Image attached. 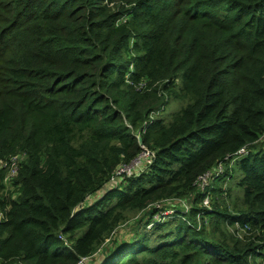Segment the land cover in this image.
Segmentation results:
<instances>
[{
    "label": "trees",
    "instance_id": "trees-1",
    "mask_svg": "<svg viewBox=\"0 0 264 264\" xmlns=\"http://www.w3.org/2000/svg\"><path fill=\"white\" fill-rule=\"evenodd\" d=\"M137 132L152 164L106 188ZM263 136L264 0H0V160L25 154L0 168V264H78L138 213L98 264H264ZM233 160L240 198L198 190ZM170 199L189 210L156 218Z\"/></svg>",
    "mask_w": 264,
    "mask_h": 264
},
{
    "label": "rangeland",
    "instance_id": "rangeland-1",
    "mask_svg": "<svg viewBox=\"0 0 264 264\" xmlns=\"http://www.w3.org/2000/svg\"><path fill=\"white\" fill-rule=\"evenodd\" d=\"M167 96L168 95L165 92L164 93V99L161 103V109L159 111L155 112L154 116L155 117H162V118H165L167 121H169L172 119L173 114L178 112L186 104V100L175 99L172 97V99H169L168 103L164 104V102L167 100L166 99ZM263 146H264V136H263V139H261V141H260L259 148L263 147ZM247 152L248 151L246 149V152L244 154H239L237 156L245 155ZM150 165L146 166L142 171L147 169V167H149ZM136 174H138V173H136ZM136 174H134V175H136ZM224 174H226L224 181H222V182L221 181L215 182L216 180L214 181L215 177H218L217 175H224ZM134 175H132V176H134ZM240 175H241V172L239 171L238 167L235 165V161L233 160L228 165H225V164L223 165V172H217V173H214L210 176V177H212L210 184L214 185V183H215L216 186H222L223 188H226V189H228L230 187L229 193H230L231 197L224 198L225 203L232 202L233 200L240 198V196L242 195L241 190L236 185L237 181L239 180ZM202 182H209V178L206 177L205 180H203ZM100 194H102V191L100 192ZM95 197L96 196L90 197L89 199L86 200V203L93 201L95 199ZM213 198L217 200V197L213 196ZM174 204L178 205V206H176V209H182L183 208L177 199H170V200H167L164 202L162 201V202L156 204L157 207L161 205V212L156 215V218L160 215H163V212L168 211ZM188 204H189V202H188ZM231 210H233V205L231 207ZM139 216H141V213L132 214L131 219H129V221H128L129 223L125 222V223L121 224L119 226L118 230L105 242V244L101 248V250L98 253H96L90 259L88 264H98L100 261H102L104 256L102 257L101 255L103 254V252H106L107 250L113 248L114 247L113 243H115V241L121 242L123 240L130 239V237L132 235L131 233L133 231V230L130 231V228L131 227L134 228L135 221L138 219ZM130 222L132 224L131 227H130V225H128V224H130ZM100 257H102L101 260H100ZM104 258H106V256Z\"/></svg>",
    "mask_w": 264,
    "mask_h": 264
},
{
    "label": "built area",
    "instance_id": "built-area-1",
    "mask_svg": "<svg viewBox=\"0 0 264 264\" xmlns=\"http://www.w3.org/2000/svg\"><path fill=\"white\" fill-rule=\"evenodd\" d=\"M137 138L140 140L139 132H137ZM140 145H141L140 153L130 163H122L114 170V172L112 173L110 177V180L106 184L107 188L118 186L123 179L141 172L146 166L150 165L153 162L155 152L151 150L148 146L144 145L143 143H141ZM246 149L247 148L245 147L241 148L237 152V155L244 154L246 152ZM24 158H25V154L22 153V154H16V155L10 156L7 160H0V168L4 167L7 169V176L5 178L6 183H9L15 176L18 175L20 165ZM224 164L226 165V163L224 162H219L216 166L207 170L205 173H203L202 175L198 177L195 184L197 185L199 191H206L212 179V177L210 176L217 172H223ZM206 177L209 178V182H202L203 180H205ZM177 200L182 205L183 210L185 211L189 210L190 204H188V200L186 199H177ZM203 205L206 207L210 206L209 197L205 198ZM176 206L178 205L174 204L168 211H164L163 215L168 216L176 212L178 210L176 209ZM158 207H161V205ZM163 215H160L157 218L162 219ZM93 256L82 257L80 261L78 262V264H88V262Z\"/></svg>",
    "mask_w": 264,
    "mask_h": 264
},
{
    "label": "crops",
    "instance_id": "crops-1",
    "mask_svg": "<svg viewBox=\"0 0 264 264\" xmlns=\"http://www.w3.org/2000/svg\"><path fill=\"white\" fill-rule=\"evenodd\" d=\"M101 256L103 257V255H101ZM102 257H100V260H101Z\"/></svg>",
    "mask_w": 264,
    "mask_h": 264
},
{
    "label": "water",
    "instance_id": "water-1",
    "mask_svg": "<svg viewBox=\"0 0 264 264\" xmlns=\"http://www.w3.org/2000/svg\"><path fill=\"white\" fill-rule=\"evenodd\" d=\"M142 142H141V140H140V144H141Z\"/></svg>",
    "mask_w": 264,
    "mask_h": 264
}]
</instances>
